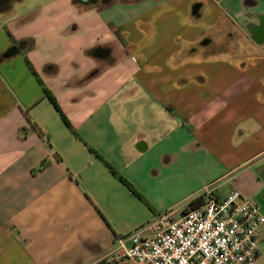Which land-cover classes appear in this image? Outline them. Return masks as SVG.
<instances>
[{
    "label": "crops",
    "instance_id": "crops-1",
    "mask_svg": "<svg viewBox=\"0 0 264 264\" xmlns=\"http://www.w3.org/2000/svg\"><path fill=\"white\" fill-rule=\"evenodd\" d=\"M82 1L0 24V264H109L207 190L264 215V0Z\"/></svg>",
    "mask_w": 264,
    "mask_h": 264
},
{
    "label": "built area",
    "instance_id": "built-area-1",
    "mask_svg": "<svg viewBox=\"0 0 264 264\" xmlns=\"http://www.w3.org/2000/svg\"><path fill=\"white\" fill-rule=\"evenodd\" d=\"M196 207L188 206L180 218L173 211L159 214L147 228L136 231L107 257L110 263L133 264H256L258 237L264 224L260 207L237 190L218 200L210 190Z\"/></svg>",
    "mask_w": 264,
    "mask_h": 264
},
{
    "label": "rangeland",
    "instance_id": "rangeland-1",
    "mask_svg": "<svg viewBox=\"0 0 264 264\" xmlns=\"http://www.w3.org/2000/svg\"><path fill=\"white\" fill-rule=\"evenodd\" d=\"M128 6L118 3L111 7L109 14L120 13L121 9H128ZM82 8L84 7L82 6ZM78 12L82 11L72 4V0H18L13 1L10 8L0 14V24H3V27L5 28L4 30H6V22L17 23L19 21L18 18L21 16L24 17V15L32 17L33 15L39 13L38 15L46 19L49 18L48 15L50 14V18L58 16L60 17L62 15L72 17L75 13L77 15ZM77 19L76 21H78ZM3 35L7 36V33H0V39L1 37L4 38ZM0 44H2L1 40ZM9 48L10 47L7 49ZM11 62V66L15 67L17 72H20L21 67H23L24 64V58L21 55H16L12 57Z\"/></svg>",
    "mask_w": 264,
    "mask_h": 264
},
{
    "label": "trees",
    "instance_id": "trees-1",
    "mask_svg": "<svg viewBox=\"0 0 264 264\" xmlns=\"http://www.w3.org/2000/svg\"><path fill=\"white\" fill-rule=\"evenodd\" d=\"M78 2V0H76ZM79 1H82V0H79ZM84 2L86 3H89L88 1H91V0H83ZM82 1V2H83ZM93 1V0H92ZM50 101L53 103V105L55 106V108L60 111L58 105L56 104L55 100L50 96L48 95ZM62 118L64 119V122L66 123V125L68 127H70V124L68 123V121L65 119V117L62 115ZM97 154V153H96ZM97 157L100 159L101 157L97 154ZM110 170L112 171V173L117 176L119 178V180L131 191V193L133 195H135L136 197H138L143 203H145V205L147 207H149L151 209V205L147 202V200L141 195L139 194L135 189L134 187L126 180L124 179L123 177L119 176L117 174V172L115 170H113L111 167H110ZM204 201V197L203 196H200L198 197L197 199H195L194 201L191 202V204L189 205L190 207H196V206H199L203 203Z\"/></svg>",
    "mask_w": 264,
    "mask_h": 264
},
{
    "label": "water",
    "instance_id": "water-1",
    "mask_svg": "<svg viewBox=\"0 0 264 264\" xmlns=\"http://www.w3.org/2000/svg\"><path fill=\"white\" fill-rule=\"evenodd\" d=\"M9 2L10 0H0V10H3L4 8H6Z\"/></svg>",
    "mask_w": 264,
    "mask_h": 264
},
{
    "label": "flooded vegetation",
    "instance_id": "flooded-vegetation-1",
    "mask_svg": "<svg viewBox=\"0 0 264 264\" xmlns=\"http://www.w3.org/2000/svg\"><path fill=\"white\" fill-rule=\"evenodd\" d=\"M11 1V0H10Z\"/></svg>",
    "mask_w": 264,
    "mask_h": 264
}]
</instances>
